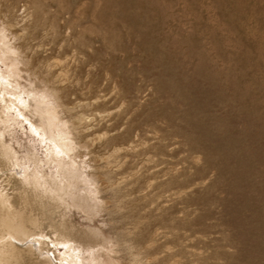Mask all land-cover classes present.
Returning <instances> with one entry per match:
<instances>
[{
	"label": "rangeland",
	"instance_id": "374dc122",
	"mask_svg": "<svg viewBox=\"0 0 264 264\" xmlns=\"http://www.w3.org/2000/svg\"><path fill=\"white\" fill-rule=\"evenodd\" d=\"M0 153L43 264H264V0H0Z\"/></svg>",
	"mask_w": 264,
	"mask_h": 264
},
{
	"label": "bare ground",
	"instance_id": "6f19581e",
	"mask_svg": "<svg viewBox=\"0 0 264 264\" xmlns=\"http://www.w3.org/2000/svg\"><path fill=\"white\" fill-rule=\"evenodd\" d=\"M8 80V79H7ZM7 82V81H6ZM15 83V82H13ZM8 84H10L8 82ZM17 84V83H15ZM11 86V85H10ZM16 86V85H15ZM3 87V85H2ZM18 89V86H16ZM2 89V88H1ZM6 91V90H5ZM20 91V89H19ZM25 92V91H24ZM33 92V91H32ZM8 93V92H6ZM22 93V90H21ZM28 93V92H27ZM13 94V93H12ZM15 94V93H14ZM36 97L37 94H35ZM33 95V96H35ZM11 96V95H10ZM9 96V97H10ZM12 97V96H11ZM14 98V97H13ZM32 98V97H31ZM35 98V97H34ZM40 98V96L38 97ZM12 99V98H11ZM33 99V98H32ZM41 99V98H40ZM12 100H9V103ZM8 102V101H6ZM23 102V101H22ZM38 102V101H36ZM43 102V101H42ZM14 103V102H13ZM25 103V102H24ZM27 103V102H26ZM34 103V102H33ZM40 101L38 102L39 106H40ZM44 103V102H43ZM41 103V105L43 104ZM36 104V103H35ZM14 105H16L14 103ZM35 106V105H34ZM38 106V107H39ZM26 107V106H25ZM29 107V106H28ZM42 107V106H41ZM48 108V107H47ZM33 109V108H32ZM42 110V109H40ZM48 111H50L49 109H46ZM45 112H48L46 111ZM30 114V113H28ZM38 114V113H37ZM46 114V113H45ZM43 114V116L45 115ZM52 114V112H51ZM24 115V114H23ZM33 115V114H31ZM40 116V115H39ZM49 116V115H48ZM34 117V116H33ZM42 117V116H41ZM46 117V116H45ZM53 117V116H52ZM30 118V117H29ZM43 119V118H42ZM47 119V118H46ZM39 120V118H38ZM37 120V121H38ZM41 120V119H40ZM44 120V119H43ZM48 120V119H47ZM52 120V119H51ZM54 121V120H53ZM52 121V122H53ZM47 122V121H46ZM41 123L38 122V124ZM55 123V121H54ZM53 123V124H54ZM41 127L42 129L45 130V128H43V123H41ZM46 124V123H45ZM57 124V123H55ZM36 125V124H35ZM34 125V126H35ZM38 126V125H37ZM36 127V126H35ZM39 127V126H38ZM45 127V126H44ZM52 128V127H51ZM54 128V127H53ZM56 128V127H55ZM41 129V128H39ZM50 131V130H49ZM60 133V132H59ZM50 135V134H49ZM53 136V135H52ZM57 137V136H56ZM61 137V136H60ZM59 137V138H60ZM55 138V137H54ZM52 139L53 141L56 139ZM58 139V138H57ZM56 139V140H57ZM62 139V137H61ZM58 142V141H57ZM58 144V143H57ZM62 144V143H61ZM64 145V144H63ZM62 146V145H61ZM60 146V147H61ZM65 146V145H64ZM63 148V147H62ZM4 153V152H3ZM1 154V153H0ZM8 156V155H7ZM4 158V157H3ZM5 160V159H3ZM2 160V161H3ZM65 161V160H64ZM55 162V161H54ZM63 162V161H62ZM61 162V163H62ZM69 163V162H68ZM1 164V163H0ZM67 164V163H66ZM72 165V163H70ZM64 166V165H63ZM1 168V167H0ZM68 170V168H67ZM60 171V170H59ZM63 171V170H62ZM61 171V172H62ZM71 171V170H69ZM76 175V174H75ZM73 176V175H72ZM63 177V176H62ZM78 177V176H77ZM68 178V177H67ZM72 178V177H71ZM62 179V178H61ZM76 179V178H75ZM74 179V180H75ZM63 180V179H62ZM60 182V181H59ZM76 182V181H75ZM79 183V182H78ZM64 183H62L63 185ZM70 185L72 183H66V185ZM63 185L62 188H64ZM37 186V184H36ZM73 186V185H71ZM76 186V184H75ZM6 187V186H5ZM68 187V186H67ZM70 188V187H68ZM74 189V187L72 188V190ZM66 190V187L65 189ZM71 190V189H70ZM25 192V191H24ZM27 192V191H26ZM25 192V194L22 195V199H21V204L20 206L17 207L14 199L7 195L6 193L2 192L0 189V264H22L21 262H19L18 258L20 256H22L23 254L26 253H31L32 257H33V263L32 264H43V262L40 261V258L42 256H38V253L36 251V246L35 244H31L29 242V244L25 243V240L28 239V236L32 235L30 234L32 230H35L33 225L31 224L30 220L31 218L36 219L35 221H38L39 224H42L43 226V221L44 222H48L51 223L53 222L52 220V215H53V209L48 207V205H44L45 202L41 201L39 196V194H36L33 192V194L28 193L30 195H28ZM30 192V191H28ZM32 192V191H31ZM62 192V191H61ZM65 192V191H64ZM70 192V191H68ZM68 192H65L66 194H68ZM54 193V191H53ZM72 193V192H71ZM73 194V193H72ZM60 196V195H59ZM76 196V195H75ZM59 198V197H58ZM74 198V197H73ZM56 199V197H55ZM46 200V199H45ZM50 201V200H48ZM65 202V201H64ZM47 203V200H46ZM78 204V203H77ZM83 209V208H82ZM34 210L35 213H31V211ZM33 211V212H34ZM55 213V212H54ZM54 218V217H53ZM33 219V220H34ZM51 225V224H50ZM39 226V225H38ZM39 228V227H38ZM41 228V227H40ZM40 228L38 229L39 232L41 231ZM44 229V228H43ZM72 230V229H71ZM33 232V231H32ZM42 232V231H41ZM45 232V231H44ZM70 233V232H69ZM72 233V232H71ZM7 234V236L10 238V241L8 240V242L6 243L5 238H3V236H5ZM37 235V234H36ZM5 241V242H4ZM4 242V243H3ZM35 242V241H34ZM23 245H30L28 248H25ZM45 253V252H44ZM25 257V255H24ZM29 258V257H28ZM31 258V257H30ZM87 258V257H86ZM25 260V258H23ZM102 259V258H101ZM31 260V259H30ZM100 260V259H98ZM94 261V260H93ZM97 261V260H96ZM95 262V261H94ZM99 263V262H97ZM84 264V263H83ZM104 264V263H103Z\"/></svg>",
	"mask_w": 264,
	"mask_h": 264
}]
</instances>
